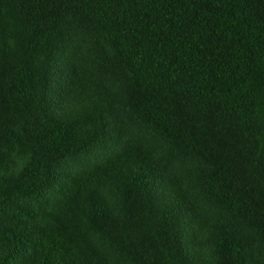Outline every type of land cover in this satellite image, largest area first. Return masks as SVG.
I'll return each mask as SVG.
<instances>
[{"label": "trees", "instance_id": "1", "mask_svg": "<svg viewBox=\"0 0 264 264\" xmlns=\"http://www.w3.org/2000/svg\"><path fill=\"white\" fill-rule=\"evenodd\" d=\"M71 20L103 43L132 111L207 166L201 184L239 230L195 211L141 147L55 171L106 122L47 104ZM0 36V264H252L234 237L264 209V0H0Z\"/></svg>", "mask_w": 264, "mask_h": 264}, {"label": "rangeland", "instance_id": "2", "mask_svg": "<svg viewBox=\"0 0 264 264\" xmlns=\"http://www.w3.org/2000/svg\"><path fill=\"white\" fill-rule=\"evenodd\" d=\"M4 48L0 36V68L5 59ZM107 54L97 36L72 20L65 23L54 42L47 67L49 108L63 117H76L86 111L98 117L101 113L100 117L106 118L107 122L99 126L87 122L84 142L70 157L60 161L55 171L63 176L76 174L91 164H102L112 158L118 143L127 141L128 148L141 147L149 153L153 163L162 170L164 180L183 184L188 204L207 217L214 227L239 230L238 218L215 203L203 188L201 180L207 166L173 149L169 141L132 111L123 78ZM99 109L100 113H97ZM130 134L131 139H128ZM52 194L49 190L45 195ZM38 203L30 198L22 205ZM206 252L213 256L211 249Z\"/></svg>", "mask_w": 264, "mask_h": 264}, {"label": "snow or ice", "instance_id": "3", "mask_svg": "<svg viewBox=\"0 0 264 264\" xmlns=\"http://www.w3.org/2000/svg\"><path fill=\"white\" fill-rule=\"evenodd\" d=\"M131 139V134L129 138ZM128 151V143L120 142L115 146V150L112 153V157L119 159L120 155H123ZM110 162V160L108 161ZM99 166V165H97ZM80 175H88L87 170L81 171ZM161 196L160 192L156 193V199H159ZM107 201L105 204L107 205ZM117 211L121 215L128 214L131 212V209L126 207L115 208L114 206H109V212ZM234 239L242 242L243 250L249 256L252 264H255L256 261H259V264H264V209L261 210L260 220L257 223L255 220L248 226V228L243 233H238L235 235ZM115 264V262H113Z\"/></svg>", "mask_w": 264, "mask_h": 264}]
</instances>
